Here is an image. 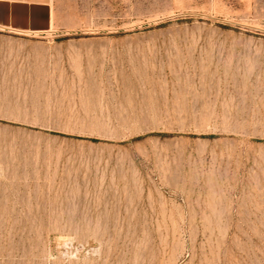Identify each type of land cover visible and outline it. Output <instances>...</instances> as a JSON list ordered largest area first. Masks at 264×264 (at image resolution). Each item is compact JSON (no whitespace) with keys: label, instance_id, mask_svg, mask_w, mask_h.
Masks as SVG:
<instances>
[{"label":"rangeland","instance_id":"1","mask_svg":"<svg viewBox=\"0 0 264 264\" xmlns=\"http://www.w3.org/2000/svg\"><path fill=\"white\" fill-rule=\"evenodd\" d=\"M0 264H264V0L0 28Z\"/></svg>","mask_w":264,"mask_h":264},{"label":"crops","instance_id":"2","mask_svg":"<svg viewBox=\"0 0 264 264\" xmlns=\"http://www.w3.org/2000/svg\"><path fill=\"white\" fill-rule=\"evenodd\" d=\"M57 0H0V28L45 33L52 28Z\"/></svg>","mask_w":264,"mask_h":264}]
</instances>
